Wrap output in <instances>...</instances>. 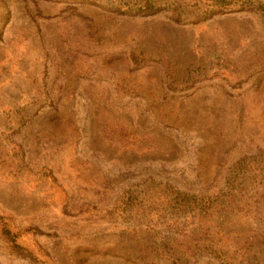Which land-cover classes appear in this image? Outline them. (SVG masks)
<instances>
[{
  "label": "rangeland",
  "instance_id": "rangeland-1",
  "mask_svg": "<svg viewBox=\"0 0 264 264\" xmlns=\"http://www.w3.org/2000/svg\"><path fill=\"white\" fill-rule=\"evenodd\" d=\"M113 1L0 0V264H168L169 187L232 196L231 264H264V19Z\"/></svg>",
  "mask_w": 264,
  "mask_h": 264
},
{
  "label": "trees",
  "instance_id": "trees-1",
  "mask_svg": "<svg viewBox=\"0 0 264 264\" xmlns=\"http://www.w3.org/2000/svg\"><path fill=\"white\" fill-rule=\"evenodd\" d=\"M110 8L129 17L164 16L179 25H197L216 16L239 12L256 13L264 19V0H114ZM8 21L6 16L0 23V40ZM234 202L232 196L221 192L197 196L169 187L164 208L172 211L175 217L172 225L182 229L176 239L163 244L167 252L164 261L168 264H196L191 262L192 258L207 254L226 264L235 263L225 250L230 241L226 233L229 222L220 216ZM136 203L137 199L128 202L130 207ZM219 218L223 220L217 222ZM27 255L36 262L30 254Z\"/></svg>",
  "mask_w": 264,
  "mask_h": 264
}]
</instances>
